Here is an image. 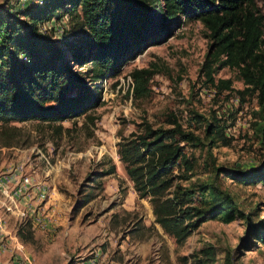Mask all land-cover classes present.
Here are the masks:
<instances>
[{
    "label": "rangeland",
    "instance_id": "1",
    "mask_svg": "<svg viewBox=\"0 0 264 264\" xmlns=\"http://www.w3.org/2000/svg\"><path fill=\"white\" fill-rule=\"evenodd\" d=\"M35 1L0 0V10L22 13ZM255 2L264 14V0ZM76 21L64 13L43 22L40 31L51 39L71 40L80 33ZM208 46L202 22L183 20L166 40L108 75L100 105L87 114L61 122H0V208L6 196H19L28 205L30 199L24 197L33 193L30 219L36 226L32 234L20 230L25 241L23 248L16 243L19 252L1 255L5 247L0 243V264H198L193 253L210 245L216 255L209 264H264V241L251 234L245 241L244 217L205 221L185 241L176 242L154 221L149 198L139 197L117 152V141L142 120L168 126L166 116L174 112L204 138L197 115H221L232 122L226 131L230 142L187 144L185 151L196 164L192 178L183 183L215 181L234 195L253 222H264V182L244 184L213 170V165L250 169L264 160L259 130L264 109L255 96L240 100L235 92L219 93L204 84L200 67ZM136 68L151 71L143 95L133 90L131 73ZM215 76L230 77L236 88L244 86L236 68L225 66ZM112 164L113 173L102 172ZM25 176L29 182H23ZM4 224L1 217L0 242Z\"/></svg>",
    "mask_w": 264,
    "mask_h": 264
},
{
    "label": "trees",
    "instance_id": "2",
    "mask_svg": "<svg viewBox=\"0 0 264 264\" xmlns=\"http://www.w3.org/2000/svg\"><path fill=\"white\" fill-rule=\"evenodd\" d=\"M37 0L22 13L0 10V122L36 119L61 122L100 105L104 79L148 46L164 41L184 20H200L209 38L200 72L216 92H235L240 100L255 96L264 109V14L255 0ZM62 9V11H60ZM68 13L79 35L55 40L40 31L43 22ZM236 68L244 86L218 77L223 67ZM149 68L132 71L133 90H148ZM204 138L169 112L168 126L147 120L117 141L119 159L139 197H148L154 221L176 242L186 240L203 222H230L244 217L245 241H264V222H253L234 195L206 179L185 185L196 162L185 146L226 145L232 122L214 112L203 118ZM264 118V116H263ZM204 120V121H203ZM61 128V127H59ZM264 137V121L259 123ZM112 164L103 173H113ZM177 170V171H175ZM216 175L244 184L264 182V160L250 168L213 165ZM102 173V174H103ZM27 222L25 228L31 233ZM32 234V233H31ZM25 240V239H24ZM213 246L193 253L198 264L215 259Z\"/></svg>",
    "mask_w": 264,
    "mask_h": 264
},
{
    "label": "crops",
    "instance_id": "3",
    "mask_svg": "<svg viewBox=\"0 0 264 264\" xmlns=\"http://www.w3.org/2000/svg\"><path fill=\"white\" fill-rule=\"evenodd\" d=\"M2 177V176H0ZM12 193V192H11ZM33 193H29V196L26 195L24 199H30V203L28 205H24L25 200H20L19 196H6V203L5 206L0 208V219L3 217L5 220L4 227L2 229L3 237H4V251H2L1 255L7 256L8 250L12 252V250H15L16 252H19L18 248L16 247V243L19 247L23 248L24 239L19 235L18 229L25 223L30 224V230L33 233V229L36 227L34 222L31 221V200L33 198ZM3 196V194H0V197ZM4 210V211H2ZM4 215V216H3ZM6 217V218H5ZM1 232V231H0ZM21 252V250H20Z\"/></svg>",
    "mask_w": 264,
    "mask_h": 264
},
{
    "label": "built area",
    "instance_id": "4",
    "mask_svg": "<svg viewBox=\"0 0 264 264\" xmlns=\"http://www.w3.org/2000/svg\"><path fill=\"white\" fill-rule=\"evenodd\" d=\"M23 182H29V176H25L24 178H23ZM18 192V191H17ZM0 229H1V227H0ZM0 263H1V261H0Z\"/></svg>",
    "mask_w": 264,
    "mask_h": 264
}]
</instances>
